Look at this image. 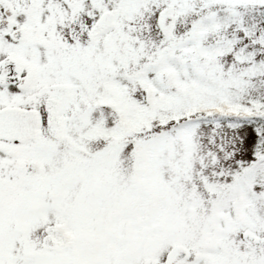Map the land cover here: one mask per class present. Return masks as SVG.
I'll return each instance as SVG.
<instances>
[{"label":"snow or ice","instance_id":"1","mask_svg":"<svg viewBox=\"0 0 264 264\" xmlns=\"http://www.w3.org/2000/svg\"><path fill=\"white\" fill-rule=\"evenodd\" d=\"M0 264H264V0H0Z\"/></svg>","mask_w":264,"mask_h":264}]
</instances>
